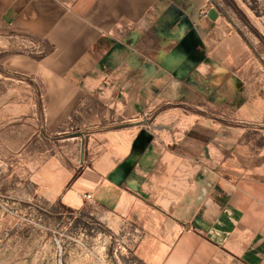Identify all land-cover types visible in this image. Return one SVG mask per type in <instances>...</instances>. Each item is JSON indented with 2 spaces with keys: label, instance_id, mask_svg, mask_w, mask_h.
<instances>
[{
  "label": "rangeland",
  "instance_id": "obj_1",
  "mask_svg": "<svg viewBox=\"0 0 264 264\" xmlns=\"http://www.w3.org/2000/svg\"><path fill=\"white\" fill-rule=\"evenodd\" d=\"M192 1L220 18L144 44L178 86L141 111L87 100L59 126L27 73L45 45L0 20V264H156L219 161L264 163V0H180L184 24Z\"/></svg>",
  "mask_w": 264,
  "mask_h": 264
},
{
  "label": "crops",
  "instance_id": "obj_2",
  "mask_svg": "<svg viewBox=\"0 0 264 264\" xmlns=\"http://www.w3.org/2000/svg\"><path fill=\"white\" fill-rule=\"evenodd\" d=\"M179 1L0 0L1 22L45 45L42 55L26 62L27 73L42 84L46 125L59 126L87 100L108 110H146L155 94L178 86L158 68L156 52L144 46L147 38L168 48L179 40L176 32L189 34L195 15L201 32L220 18L209 7L194 12L192 1L190 9L183 5L184 24ZM227 164L219 161L213 176L207 173L211 180L200 183L201 198L185 206L189 224L177 230L156 264H264V163ZM166 208L177 218V202Z\"/></svg>",
  "mask_w": 264,
  "mask_h": 264
},
{
  "label": "trees",
  "instance_id": "obj_3",
  "mask_svg": "<svg viewBox=\"0 0 264 264\" xmlns=\"http://www.w3.org/2000/svg\"><path fill=\"white\" fill-rule=\"evenodd\" d=\"M242 19L247 23V21L245 20V18H244L243 16H242ZM73 178H74V177H73ZM73 178L71 179V181L73 180ZM71 181H70V182H71Z\"/></svg>",
  "mask_w": 264,
  "mask_h": 264
}]
</instances>
